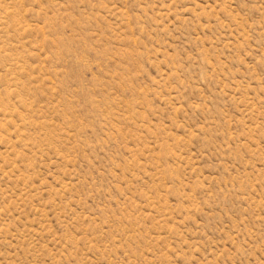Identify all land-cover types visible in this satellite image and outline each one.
Wrapping results in <instances>:
<instances>
[{
	"label": "rangeland",
	"instance_id": "1",
	"mask_svg": "<svg viewBox=\"0 0 264 264\" xmlns=\"http://www.w3.org/2000/svg\"><path fill=\"white\" fill-rule=\"evenodd\" d=\"M0 264H264V0H0Z\"/></svg>",
	"mask_w": 264,
	"mask_h": 264
}]
</instances>
